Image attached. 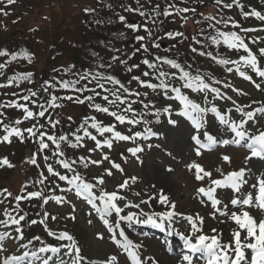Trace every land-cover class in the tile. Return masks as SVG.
<instances>
[{"label":"snow or ice","instance_id":"6c2138e0","mask_svg":"<svg viewBox=\"0 0 264 264\" xmlns=\"http://www.w3.org/2000/svg\"><path fill=\"white\" fill-rule=\"evenodd\" d=\"M16 0H7V5H12ZM137 5H140V0H136ZM215 3L222 5L224 9H232L235 5L240 9L242 16L247 19L249 16L255 17L257 20L264 22V13L251 9L250 11H244L245 5L241 3V0H231L230 3L224 2V0H215ZM126 11L138 12L140 16L145 17L146 21L143 25H136L128 23L126 27L134 30L143 31L146 35L136 36L137 42L148 40L150 43H140V47L136 48L133 52V56L140 52L149 53L150 47L159 49L160 44L158 39L164 37H155V34L151 28L148 27L147 19L149 13L143 10V7H137L135 9L127 7ZM86 12L94 11L92 9H86ZM189 11L195 12V9L181 7L177 8L175 3H169L168 9L163 12L159 10V6L152 9L153 15L151 22L156 24V15H172L173 13L179 15L181 13H187ZM0 13L8 15V12L0 9ZM209 21L208 28L212 31L208 35H204L203 31L201 35L204 40L193 37L196 44L201 45V48L192 47L191 51L198 54L201 57H208L215 61L217 64L223 66L227 73L231 74L235 72L243 80L250 82L254 88L258 91H264L262 84H264V66H261L260 58L264 57V47L258 49V55L253 53L248 43H245V36L240 33H249L257 31L255 28H243L240 23L233 20L232 17L220 18L216 17H204ZM120 22L124 23L125 16H119ZM214 21V23H213ZM200 23V21H197ZM222 25L224 29L231 28L239 29L237 31H224L219 26ZM264 30V29H259ZM214 33V34H213ZM165 36L169 39H176L177 37H184L182 32H167ZM204 41H208L209 44L205 45ZM258 40H252L251 43H258ZM225 45L228 49H235L237 51L242 50L246 55H241L238 59H230L218 55H214L212 51H207L206 47L215 46L219 47L221 44ZM114 51H119L114 49ZM167 51H171L168 49ZM0 57H8L3 63H0V70H3L7 65L22 58L31 63L34 59V54L29 53L27 50L22 52L10 53L7 49H0ZM131 57H129L130 59ZM112 59L120 60L119 56H113ZM121 64H127V60H120ZM143 65L150 71H143L141 76L148 79H142L141 76H132L128 84L135 81L139 88H146L150 91L141 92L139 90L130 89L127 84L118 79L115 75L105 74L100 71H86L77 75L76 79L64 80L53 78L52 81H45L43 92L60 88L71 90L79 95H66L57 96L54 92L50 93L49 99L45 102H41L38 99L40 93L27 89V95H20L16 100H10L7 102H0V130L5 134L0 136V143H11V138L16 137L21 142L28 137L34 138V142L38 144L39 153H43L45 149H49V143L54 146L51 150V156L44 155L43 160L47 166V172L57 177L59 181L66 182L69 186L67 189L61 188L60 191H72L75 190L77 196L82 197L87 201L91 208L98 215L103 225L110 234L112 242L121 249L127 257L131 260L132 264H162L161 261L156 260L154 256H148L146 259H142L141 249L143 245L140 243H134L128 235L125 234L123 228L119 223L110 222V218L115 215L120 221L135 222L142 225H150L154 228L164 230L166 223L168 226L176 223V218H180L190 225V232L186 235L177 231L176 227H171L169 235H175L183 242L181 250L177 253L175 250L165 248L170 255H180L182 261L185 264H195L196 261H202L203 264H264V176H260L255 183L250 185V188L255 189L253 191H245V185L249 184L248 177L252 175V170L247 166L241 167L239 170H233L225 174L221 168H217L216 171L220 173L221 178L213 179V173L207 171L204 167L192 161L186 165L188 172L194 171V178L196 181H209L207 186H200L197 188V196L201 205L209 206L213 209L209 213V217L213 221H217V217H224L226 220H218V223H234L235 230H229L228 234L231 237L229 241H224V231L219 228H210L211 235L205 234L203 231L205 217L199 212L195 214H183L176 211L177 205L170 197V195L163 189H157L154 195H151L148 200H141L140 203L131 204L127 203L124 207L119 206L118 201L126 199L123 195L119 194V191L108 192L103 189L104 179L103 177H95V182H90L77 171V165H81L83 168H87L90 164L99 166L105 160H109L108 155H103L102 160H93L90 157L80 156L78 159H71L65 155L61 145L67 144L70 148L83 147V141L88 138L95 142V148L89 149V152H94L104 147L111 149L113 141H132L137 139L150 140L152 138H159L160 133L153 131L150 127L151 120L146 117H155V122L159 123L161 117L166 118L167 123L171 126H176L178 121L173 119V116L184 117L190 122L194 132L191 136V140L194 144V152L197 157L201 156L203 151H211L215 147H226L229 145L237 148L246 149L248 155L245 156V161H251L254 158L264 159V124H261V118H264V102L253 101L248 104L238 103L233 96L228 95L227 92L222 91L217 85H222L224 89H230L236 96H248L249 93L245 90L237 88L232 85L230 81H224L217 79L211 73L200 74L197 72L195 75L191 72V65H182L175 59L162 57L159 55L154 56L152 60L143 59ZM167 65L170 69H175V72L161 70L162 66ZM74 68V66H72ZM112 64L101 63L97 65V68H111ZM139 64L130 65L127 67L128 72H132L134 69H138ZM254 73L256 77L260 78V82H257L250 75L248 71ZM67 73L70 69H64ZM32 73H20L13 75L7 82L0 83V88L9 87L15 84L19 88L22 82L31 83ZM179 80L182 82V87H176L169 81ZM155 81V82H154ZM86 82V83H82ZM94 84V87L89 85ZM77 85H80L77 87ZM106 85H111L107 87ZM184 89H190L192 92L204 94V105L195 102L190 99L183 91ZM85 92L90 94L83 95ZM150 93H154L157 96L163 95L167 100L177 101L180 105L179 111L173 112L172 106L169 104L166 107L158 108L154 100H149ZM211 94V99H209ZM100 98L105 103H98L97 98ZM143 97V99H141ZM38 109V111L32 110L29 103ZM216 100L230 101L232 107L227 108L226 111H221L215 104ZM60 101H74L77 104H86L95 112L107 114L114 118L115 122L120 125L128 124L132 127L137 125H144L143 131H136L132 135L122 134L116 130V123L110 125H104L102 121H98L96 116L85 117L81 124L78 126L75 132L72 133H60L57 135L55 132L49 134L48 131H41L50 127L56 129L60 125L59 119H53L49 113L50 109L60 108L63 105ZM139 104V109L134 105ZM253 104H260L262 106L253 107ZM123 106V107H121ZM15 108L22 110L23 118L14 119L8 123L5 121L8 119L3 109ZM238 114V118L234 119L232 113ZM46 114H48L46 116ZM209 114L214 115L219 124L223 125L229 132V135L225 138L220 134H213L208 129V117ZM39 118H46L44 124L34 123L27 128H21L20 125L28 119L39 120ZM72 120V117H68ZM250 122L255 127H249ZM94 129L97 135L92 134L89 129ZM131 131V128H129ZM105 134H111L106 136ZM71 136V138H70ZM103 137V139H98ZM151 148L152 145H147ZM133 157L139 160L138 153L144 151V146L137 145L128 149ZM171 155V153H169ZM37 153H33L32 157L28 161L29 163L36 165ZM50 159L55 160V163L66 170L65 174H61L60 171L54 169L53 164L47 163ZM222 161L225 163H231L232 158L230 155H222ZM126 162V158H125ZM112 168L123 172V168L119 163L110 161ZM7 166L8 168L14 165L9 161L7 157L0 159V167ZM174 171L173 168H169L168 172ZM107 175H112L111 170H106ZM49 178L44 175L43 172L39 173V178L35 181L36 184L44 185L45 181ZM133 183L136 182V177L130 178ZM129 186V181L125 180L118 189H125ZM28 185L25 184L21 190V194L13 195L7 188L0 190V204H4L12 198L14 204L11 208L5 207L2 211L3 219H0V228L11 229L14 227L15 235L11 231H0V264H52L55 259V264H69V260L64 259L60 253L64 251V256L70 257V264H96V262L89 260L87 257L81 255V249L78 246L76 239L68 231H61L59 233L53 232L47 228L46 221L49 217L48 212L43 213L42 219L39 223L45 225V229L50 237L55 238L58 241H68L67 244H60L59 246L47 244L40 236H35L27 243L19 244V248L24 251L19 254L2 255L5 251V241L12 240H24V225L22 222L26 221L27 213L23 212L20 202L22 200H30L32 198H39L42 200V205H47L48 202L54 201L57 204L69 203L64 197L60 195H46V188H40L37 191H26ZM56 188H60V185H55ZM218 189H231L232 196L228 202H224L222 198L217 196ZM97 191L99 194L97 195ZM140 195L139 192L136 193ZM153 201L164 206L166 211H152L151 213L145 212L141 209V204H151ZM257 207L261 209V215L259 218L254 217L247 210L248 208ZM126 208L140 209V212H127ZM73 214L68 219L75 220L74 215L76 209L73 205ZM91 215V213H89ZM143 217V218H142ZM52 220L57 219L56 216L51 217ZM38 221H28L29 225H34ZM91 223V220H89ZM119 230V231H117ZM99 239H103V235L98 236ZM34 241H39L40 246L38 248H30V245ZM101 264H119L118 255H111L107 257Z\"/></svg>","mask_w":264,"mask_h":264},{"label":"rangeland","instance_id":"374dc122","mask_svg":"<svg viewBox=\"0 0 264 264\" xmlns=\"http://www.w3.org/2000/svg\"><path fill=\"white\" fill-rule=\"evenodd\" d=\"M5 1L6 2L0 9L8 12V15L15 14L14 17L16 18L9 22V25H7L8 28L5 25L4 34L1 35L0 39L4 44H10L7 50L18 48H25V50H28L29 48L35 47L37 57L33 60V64H36L35 69L38 72L43 69L47 58L52 59L58 56L61 59L64 57L67 59L68 54L71 53V48L75 47L74 44H81V39L84 40L83 36L85 31H87L83 23V9L85 10L94 6L93 0H16V2L10 6L7 5V0ZM207 1L212 7L216 6L220 8L221 11L224 10L230 15H236L235 11L237 7L235 5L229 10L224 9L222 5L216 4L215 0ZM245 1L250 7L264 12V0ZM224 2L230 3L231 0H224ZM6 17L7 15L5 16L0 13L1 20L6 19ZM132 21L133 20L130 22ZM21 31L23 34L19 36ZM5 32L12 35V40L8 41L6 39L5 36L8 34L5 35ZM253 40L259 41L255 43L257 49L264 47V34L255 35ZM161 48L163 50L169 48V43L163 41L161 43ZM2 74L3 73L0 72V76ZM232 83L237 88L247 91L251 99L264 102V91L256 90L250 82L243 80V78L239 77L236 73L232 77ZM262 88H264L263 85ZM230 94L232 95L231 92ZM173 104V112L179 111V103L174 102ZM228 107H232V105L228 104ZM232 116L234 119L238 118V114L235 112L232 113ZM173 119L178 121L176 126L169 125L167 120H165L162 126L153 129V131L160 133V136L158 139L150 141L149 144H151L152 147L148 148L147 155H139V160L136 157L128 158L129 162L126 168L128 169L129 177H127V179H129L130 176L136 177L140 179V182L129 183V187L135 196L125 191V198L127 201H120L122 206L120 204L119 206L124 207L127 203L137 204L140 203L141 200H148L151 195L155 194L157 189H163L170 195L173 201L177 203V212L183 214H195L199 212L202 216L207 218V209L204 205L200 204L198 199H195L197 196V188L199 186H204L205 183H203V181H196L193 174L195 170H193V172H188L186 165L192 161H196L201 164L205 170L213 173L212 178H216L220 176V173L216 171L217 168H221L223 172H228L230 170L229 163L222 161V155L227 154L233 157L234 151L230 149L218 150L216 153L197 157L191 143V136L194 129L190 122L184 117L175 115ZM260 122L264 124L263 120ZM208 126L209 131L213 134H219V130H221L219 126L221 125L214 122L212 118L209 119ZM249 126L255 127L253 124H249ZM130 128V135L136 131H143L142 124L135 127L130 125ZM223 131L228 132L225 127ZM127 147L128 145L125 142L114 146V148H122L125 150ZM169 153H171V155H169ZM241 153L243 154V152ZM239 166L240 168L247 166L252 170V175L248 177V181H253L259 176H264V165H262L261 161H244L238 164V167ZM92 168L96 171L93 174L98 173L103 177V187L107 191H115L123 182V175L121 173L115 174L108 161H103L102 166L101 164L99 166L92 165ZM169 168H173L174 171L168 172ZM106 170H111L113 174L107 175ZM7 172L8 173L0 174V177H2L5 182H7V179H13V171ZM205 181L208 180L206 179ZM137 192L140 193L139 196L136 195ZM231 193L232 192L228 190H224L223 193L217 196L223 200L228 198L224 201L228 202L232 196ZM75 198V196H70L67 199L69 203H64L65 210L58 209L63 212L62 217L67 213L69 216L72 215L69 213H73L72 202L74 203ZM80 205L84 204L81 203ZM80 205L76 203L75 207H80ZM141 209L149 213L152 211L167 210L164 206L155 201L151 204H141ZM126 212L139 213L140 209L126 208L125 213L122 214H126ZM90 213L91 215H89L86 210L79 209L75 220L66 222L62 219L64 221L63 226L67 230H74L77 240L82 243V254L89 260L96 262V264L105 261L107 257L115 254L118 255L119 264H128L126 254L110 243L109 234L102 221L98 220L92 212ZM178 219L179 218H176V223L173 226L176 227L177 231L187 235L190 232V225H184V222L179 223ZM89 220H91V223H89ZM218 220H226V218L219 217L217 218V221ZM217 221L207 220L203 227L204 233L211 235L209 231L210 228H219L224 231L223 240L229 241L231 237L228 232L230 229L235 230L236 226L232 222L218 223ZM110 222L122 223L125 234L128 235L133 242L142 243L145 247V251H147L142 256V259H146L148 256H154L156 260L161 261L162 264H185L180 255H170L164 250L165 243L161 244L160 236H150L147 233H140L143 232V229L139 225L120 221L115 215L110 218ZM217 224L218 227H216ZM99 235H103V239H99ZM173 236L177 237L175 235ZM174 237L168 238V240L174 242L176 241ZM177 239L180 243H183L179 237H177ZM13 243V241L9 240L5 242L6 251L4 253L15 249L16 244L14 243V245H12ZM64 259L69 260L70 264V257L64 256Z\"/></svg>","mask_w":264,"mask_h":264},{"label":"trees","instance_id":"16d2710c","mask_svg":"<svg viewBox=\"0 0 264 264\" xmlns=\"http://www.w3.org/2000/svg\"><path fill=\"white\" fill-rule=\"evenodd\" d=\"M103 4L102 9L99 11H90L84 13L87 17L86 23L89 25V29L84 33V40L81 39V46L79 50L72 49L71 57H67V59L63 60L64 64H59L58 62H54L53 68L47 73L44 78L45 81H52L53 78L64 79V80H73L77 78V75L86 71H100L105 74L115 75L118 79L128 85V80L132 76H136V74H142L143 71H150L143 65V59L152 60L154 56L159 55L162 56L160 49H155L150 47L149 53H144L142 50L137 52L133 56V52L136 48L140 47V43H150L148 40L137 42L136 36L138 35H146V33L141 29L140 31H134L128 27V19L134 21L136 25H143L146 21L145 17H140L138 13L135 11L129 12L125 9L127 7H131L133 9L137 8L135 6L136 2L133 0H100ZM151 4V8L147 13H149V17L147 19L148 27L151 28L155 34V37H164L163 39H158V43L161 40H167L173 42V50L169 51L170 53L165 54V57L174 58L177 62H180L182 65H191V72L195 75L197 72L202 74L204 70L213 71L211 67H208V63L210 62V58L201 57L196 53L191 51L192 47H196L198 49L201 48V45H198L194 42L193 37L204 40V37L201 35L203 31L204 35H208L212 30L208 28L209 21L205 20L204 17H216L220 18L221 16L227 17L224 13L219 11V9L210 7L204 0H149ZM169 3H175L177 8L186 7V8H194L195 12L189 11L184 14H175L172 15H156L155 20L156 24L153 25L151 22V17L155 15L152 13V9L156 6H159V10L163 12L165 9H168ZM246 11H250L249 7H245ZM125 16L126 20L124 23L120 22L119 16ZM248 25H259L263 24V22L257 20L255 17L249 16L247 19ZM200 21V23H197ZM259 22V23H257ZM214 23V21H213ZM132 24V23H131ZM246 26H241L243 28H247ZM224 31H232L231 26L229 28L224 29L222 25L219 26ZM167 32H182L184 33V37H177L176 39H169L165 36ZM192 34V35H191ZM214 34V33H213ZM12 35H9L11 38ZM180 41V42H177ZM177 42V44H176ZM205 45H208V41H204ZM183 46V50H182ZM180 47V49H179ZM213 46L206 47L207 51H212ZM217 47L214 46V50ZM225 45L223 43L218 47V51L220 53L224 51ZM114 49H118L119 51H114ZM171 54L172 56H169ZM113 56H119L120 60L127 59L131 57V59L135 60L134 64H139L140 67L138 69H134L131 73L127 71V67L123 68L120 63V60H113ZM180 57H184L186 60L180 59ZM183 62L185 63H182ZM104 64H112L111 68H97V65ZM133 64V65H134ZM74 66V68L72 67ZM217 70H219V66H215ZM64 69H70L67 73ZM164 71H171L167 65L162 66ZM176 70H174L175 72ZM142 79H148L146 77L141 76ZM86 83V82H82ZM171 83L182 85V82L179 80H173ZM130 86H135L139 88L136 82H131ZM44 83L42 89L44 87ZM80 85H77L79 87ZM95 85H89V87H94ZM110 87L111 85H106ZM141 89V92H146L150 90ZM60 87L57 86L56 89H49L48 92H43L41 90L38 99H49L50 93H55L57 96L71 95L73 91L65 92L64 95L60 94ZM27 93V91H24ZM73 94L79 95V93L73 92ZM90 93L85 92L83 95H88ZM99 98V97H98ZM97 98V101L100 99ZM149 100H154L156 106L158 108L162 107V99L163 95L157 96L154 93H151L148 97ZM62 105H64L61 110L57 111L62 117L60 120V125L57 126L56 129H51L50 127L43 129L44 131L55 132L57 135L60 133H72L75 132L81 122L85 117L96 116L97 113L88 107L86 104H77L74 101H63ZM68 117H72V120H69ZM154 117L149 116V120ZM105 120V117H103ZM71 138V136H70ZM62 150L65 152V155L71 159H78L82 154L81 151H86L85 149H77L70 148L67 144H62ZM25 168L16 169L17 175L19 174V178L21 177ZM35 170V168H31V171ZM34 174H31L33 176ZM25 182V178L21 179Z\"/></svg>","mask_w":264,"mask_h":264}]
</instances>
